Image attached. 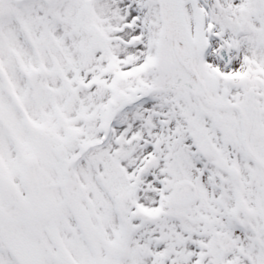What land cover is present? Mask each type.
<instances>
[{"label":"rangeland","instance_id":"1","mask_svg":"<svg viewBox=\"0 0 264 264\" xmlns=\"http://www.w3.org/2000/svg\"><path fill=\"white\" fill-rule=\"evenodd\" d=\"M139 1L140 22L138 24L141 29L138 36L146 31V36L150 40H155L159 32L157 7H155L153 0ZM54 3L55 0H32L23 3L17 0H0V20L3 23H7L8 27V29L6 27L7 31L4 30L5 27L3 29L4 34L2 38L6 40V44L4 45V41L0 39V51L11 54H8L10 62L14 60H11L10 57L14 58L16 56L19 61L20 54L24 53V57L27 60V65L24 66H46L49 73H52L54 68L59 67V61L55 55L57 51L56 47L58 46L57 36L61 35L64 31L58 35L59 22ZM220 5L224 6L225 4L221 3ZM142 15L144 16L142 17ZM98 22L99 20L93 15L94 27H99L100 29V22ZM68 28V24L63 25V30H67ZM77 28L78 26L74 30L77 31ZM237 55L242 58L244 57L241 51H238ZM242 68L243 66L240 65L239 70ZM251 192L252 200H254L257 206L261 207L264 204V186L261 189L257 185L252 188ZM261 253H264V245L258 248V256Z\"/></svg>","mask_w":264,"mask_h":264},{"label":"flooded vegetation","instance_id":"2","mask_svg":"<svg viewBox=\"0 0 264 264\" xmlns=\"http://www.w3.org/2000/svg\"><path fill=\"white\" fill-rule=\"evenodd\" d=\"M225 118V117H224ZM228 121L230 120V118H226ZM218 126V125H217ZM99 225V224H98ZM117 227H124V221L123 220H121V221H118V223H117V225H116Z\"/></svg>","mask_w":264,"mask_h":264}]
</instances>
